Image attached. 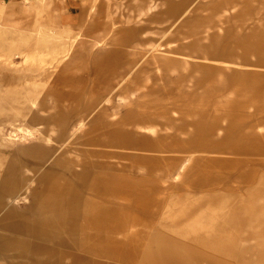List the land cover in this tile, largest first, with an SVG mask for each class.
I'll use <instances>...</instances> for the list:
<instances>
[{
  "label": "bare ground",
  "instance_id": "6f19581e",
  "mask_svg": "<svg viewBox=\"0 0 264 264\" xmlns=\"http://www.w3.org/2000/svg\"><path fill=\"white\" fill-rule=\"evenodd\" d=\"M57 2L0 0V148L31 152L37 163L32 167L12 157L15 161L0 182L10 181L0 188L5 193L9 187L8 200L31 205L38 192L40 202L49 200L59 207V199L71 198L73 231L92 196L118 199L136 192L118 182L141 185L146 192L161 189L167 195L169 181H179L194 162L192 183L212 184L217 177L207 179L197 161L215 152L214 163L231 171L241 169L230 187L245 190V199L255 201L250 198L255 189L247 187L256 178L257 161L252 164L247 157L242 162L240 156L264 154V0H216L211 8L204 4L193 13L183 11L186 1L96 0L89 16L83 12L79 22ZM121 43L123 49L116 50ZM93 56L101 63L117 58L108 62L112 67L127 59L116 77L126 91L103 103L88 94L85 110L72 123L69 116L77 111L76 103L55 100L58 96L52 93L41 100L31 90L10 89L20 75L30 76L25 81L31 83L73 77ZM180 145H195V152L168 155L166 148L171 152ZM132 146L139 150H128ZM52 152L58 155L40 177V163ZM2 154L0 165L7 157ZM17 178L36 184L38 178L42 188L24 185L26 192L18 194ZM73 194L80 195L79 200ZM176 201L166 202L167 248L168 256L178 259L183 253L173 250L184 249L186 231L170 218L179 215ZM227 216L231 239L221 238V228L207 214H201L188 231L204 233V244L210 248L220 249L221 241L225 248L227 243L244 242L246 226L254 227V221L231 216L230 211ZM75 241L74 237L73 251Z\"/></svg>",
  "mask_w": 264,
  "mask_h": 264
},
{
  "label": "rangeland",
  "instance_id": "374dc122",
  "mask_svg": "<svg viewBox=\"0 0 264 264\" xmlns=\"http://www.w3.org/2000/svg\"><path fill=\"white\" fill-rule=\"evenodd\" d=\"M181 1H186L189 3L186 4V7L183 10L185 12V10L188 9L189 13L197 12V10L201 9L204 4H207L208 7L211 8L216 3V0H156V3H178ZM94 4H96V0H90V2L86 4H82L81 0H58L57 2V6L59 8L64 7L67 10L70 9L72 11L71 17H74L76 19L75 21L78 22L81 19L83 12L84 14L87 13V17L89 16L91 7ZM182 15L185 16L182 17L183 20L186 18V14L184 13ZM93 21L98 23L95 19ZM117 28L118 26L113 27V31L115 32ZM165 40L166 34L159 41L162 43ZM124 46L125 44L121 43V45L116 47L118 48L116 50H122ZM100 60L101 59L94 56L91 57L80 72L75 73L73 77H69L61 81L54 79L50 80L49 82L43 81L31 83L30 81H25L28 80L30 76L20 75L21 77L14 80L15 84L12 86L13 88L10 87V89L17 88L18 91L31 90L39 94L41 100H44L45 95L48 93H52L58 96V98L55 100H65L69 103H76L77 105L74 107L77 108V111L69 116V121L72 123L75 120L76 114L82 110H85L88 102L86 96L88 94L92 93L94 96H97L94 100L97 103H103L106 97L112 96L115 98V96L119 93L126 91L124 88L125 85L118 84L116 77L120 75L121 70L125 66H123L122 62L126 61L127 59H120L121 63H117L115 67H112L108 64V62L118 61V59L115 57L103 59V63H101ZM141 66L142 64L137 65L134 70L137 71ZM40 79L42 80L44 77L41 76ZM25 107L27 108V105H25ZM148 111L154 112L153 109ZM142 116L143 115H140V117ZM262 118L264 119V113ZM247 124H249V121ZM179 139L180 137L176 136L175 142H179ZM232 142L233 141L231 140L225 143L227 144L225 148L229 147L230 144L232 145ZM161 147L166 148L163 146ZM195 149V145H180L179 147H173L171 152H174V154H171L168 148H166L169 156L179 155L182 157L187 156L190 152H195ZM128 150L138 151L139 149L132 146V148ZM0 153H4L2 155H7L6 158L4 157L2 164L0 165V182L6 172V168L10 165L11 161H15V159L12 157H17L16 160L19 158L24 163H31L34 161L31 152L26 153L20 150L18 151V149L15 148H0ZM42 153L43 152H41V154ZM57 155L58 152H52L50 154V159L45 162H41L40 172L48 169V167L52 165L49 164V162H52V160L55 161L56 158L54 157ZM217 155L218 153L215 152H211L209 154L205 153L197 161L200 163V165H202L200 171L204 175L208 174L207 179H211V177H217L213 180L212 184L206 185L204 187H197L192 183L191 173L195 172L196 170L194 162L190 163L188 172L182 175L179 181H169L170 190L168 191L167 195L164 194L166 195V202L170 200L172 201V199L176 198V203L178 204L177 206L180 207L179 212H176V214L179 215L170 218L173 222V225H178V228L186 231V235L184 234L183 236V241L185 243L184 249L175 248L173 250V252L176 251L177 253H183L182 255H184V257L176 259L175 257L168 256L169 251H171L169 249L171 248H167L166 264H264V154H259L257 157L249 155L240 156L242 162L247 157V159L252 164H254L255 160L257 161L255 163V165L257 164L258 167L256 178L253 180V183L247 187L255 189L253 191L254 197H250L251 199H255V201L245 199V190L230 187V184L232 183L230 180H234L238 172L241 173V169L238 166L236 171H231L229 168L227 169L225 165L222 167L221 165L214 163L212 160ZM40 172H38V175L41 177L42 172ZM39 186L42 188V183L39 184ZM237 186L238 185L235 187ZM237 189L240 190L237 191ZM160 190L161 189H156V192L160 193ZM161 193H163V190H161ZM73 198H77L76 200H79L80 195L73 194ZM228 211L231 212V216L238 215L239 217L241 215L244 216L245 220L248 222L251 220L254 221V227H250L249 223L248 226H246L247 232L244 233V242L237 241L235 243L236 246L231 243H227L225 248L221 241L220 243L222 244V247L220 249L210 248L204 244L206 239L204 233H198L195 231L193 234L192 232L188 231L193 230L192 225L195 223L194 221L199 219L201 214H207L208 217L211 220H214L221 228V233H219L221 238L227 237L228 239H231V234H228V225L225 223L226 220L224 218L226 216L228 219ZM163 214L164 213H162V215ZM76 215L73 214V217ZM171 215L175 214L171 213ZM166 216L168 222L169 211L167 209ZM234 229L235 228H232L233 231ZM76 231L77 228H73V240L74 237L76 238ZM232 235L234 236V232ZM248 238H256V240L246 241L245 239ZM166 243L167 245L169 244L167 242V233Z\"/></svg>",
  "mask_w": 264,
  "mask_h": 264
},
{
  "label": "crops",
  "instance_id": "0c3cea01",
  "mask_svg": "<svg viewBox=\"0 0 264 264\" xmlns=\"http://www.w3.org/2000/svg\"><path fill=\"white\" fill-rule=\"evenodd\" d=\"M67 13L72 16L70 9ZM18 168L23 170L21 165ZM36 179L37 184L17 178L15 192L24 194V185L39 188ZM118 184L136 192L118 199L92 196L78 222L74 251L71 198L59 199L56 207L49 200L40 202L34 192L36 201L31 205H13L9 187L5 193L0 189V264H166V195L149 187L143 191L141 185L134 188L129 182Z\"/></svg>",
  "mask_w": 264,
  "mask_h": 264
}]
</instances>
